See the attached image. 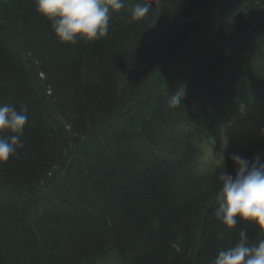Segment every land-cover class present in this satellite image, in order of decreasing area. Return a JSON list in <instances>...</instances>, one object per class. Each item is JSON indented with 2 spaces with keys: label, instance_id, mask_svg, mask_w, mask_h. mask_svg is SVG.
<instances>
[{
  "label": "trees",
  "instance_id": "trees-1",
  "mask_svg": "<svg viewBox=\"0 0 264 264\" xmlns=\"http://www.w3.org/2000/svg\"><path fill=\"white\" fill-rule=\"evenodd\" d=\"M136 3L151 4L141 19L131 18ZM124 4L106 37L70 44L34 0H0V103L28 108L24 147L0 162V264H210L241 230L250 243L264 238L239 217L231 229L214 217L217 177L235 174L229 157L255 155L232 152L201 173L198 138L169 130L196 112L211 119L245 77L264 81V0ZM191 45L199 46L191 70L164 79ZM181 87L182 103L170 108ZM139 89L150 94L151 113L128 106ZM69 140L77 149L65 163ZM62 163L67 178L59 171L38 196L65 187L70 196H56L70 209L33 205L27 194Z\"/></svg>",
  "mask_w": 264,
  "mask_h": 264
},
{
  "label": "clouds",
  "instance_id": "clouds-1",
  "mask_svg": "<svg viewBox=\"0 0 264 264\" xmlns=\"http://www.w3.org/2000/svg\"><path fill=\"white\" fill-rule=\"evenodd\" d=\"M34 4L37 13L50 21L58 41L70 44L106 37L111 14L125 7L124 0H34ZM150 8L149 3H136L131 8V18H143ZM185 95L181 87L170 95L168 106L178 107ZM27 113V106L17 110L11 104L0 103V162L18 155L24 147L21 137ZM229 159L235 165V174L222 171L217 177L220 186L214 194V217L229 229L239 217L264 230V161L259 154L248 160L233 153ZM210 264H264V238L250 243L246 231L241 230L238 242L219 250Z\"/></svg>",
  "mask_w": 264,
  "mask_h": 264
},
{
  "label": "bare ground",
  "instance_id": "bare-ground-1",
  "mask_svg": "<svg viewBox=\"0 0 264 264\" xmlns=\"http://www.w3.org/2000/svg\"><path fill=\"white\" fill-rule=\"evenodd\" d=\"M252 78V77H251ZM242 84L244 85L245 83L244 82H242ZM145 89H142V91H141V89H139V91H137L134 95H133V98L131 99V101L132 102H130V104L128 105V106H130L131 108H132V110H134V111H138L139 109H141V108H144L145 109V111H146V113H151L152 112V107H151V105H150V103L149 102H147V100L151 97L150 96V94L149 93H145V91H144ZM227 92V88H224L223 90H222V93L224 94V93H226ZM142 111H140V113H141ZM189 122H190V126H189ZM186 123H188V125L186 124ZM195 123L194 122H191L190 121V119L188 118V119H186V117H185V119H178V120H176L175 122H174V124L173 125H171L170 126V132L171 133H177L180 129L183 131V132H186L187 134H189V135H192V134H194L197 138H198V141H197V144H198V146H199V150L200 149H202V148H204L205 146H207V143H206V141L203 139V135H202V133H201V127L199 126V125H194ZM98 126H96V125H94V127H90V130L92 131V130H98V128H97ZM205 127H208V126H205ZM67 131V130H66ZM166 134H168L167 132H166ZM170 135V134H169ZM180 139H182V138H180ZM70 142H69V144H67V146L66 147H64V150H67V151H65L64 153V155H63V157H62V161H66L65 163H67V161H70V162H73L72 160H71V158H70V156H66L70 151H74V149H77V147H74V145H73V142H71V140H69ZM199 150H196V151H193L192 152V154H195V153H197ZM67 152V153H66ZM171 156H174L173 155V152H171V154H170V157ZM176 156V155H175ZM177 157V156H176ZM69 162V163H70ZM71 164V163H70ZM63 166H64V163H62V164H60V167H59V169L58 168H56V170H52V172H50L49 171V173L48 174H46L47 175V178L46 179H49V178H54L57 174H58V172L59 171H62V172H60V174H62V177L63 178H67V176L65 175V174H67L68 175V169H64V170H60L61 168H63ZM64 174V175H63ZM45 179V180H46ZM42 181H39L38 182V184H36L37 185V187H36V189H35V191L34 192H29L28 194H27V196L30 198V199H32L33 201V205H35V204H38V202H36V201H39L40 200V202H41V204L42 205H44L45 207H47L46 209L47 210H49V212H51V211H53V210H55V207L54 206H64V209H70L69 207H66V205L68 204V203H66V205H65V203H64V201H62V200H60L55 194L54 195H50V196H48V197H40V196H38V191H39V186H41L42 184ZM51 188V187H50ZM50 190V189H49ZM43 194V193H42ZM46 194V192L44 193V195ZM50 202H54L55 203V205H52V204H50Z\"/></svg>",
  "mask_w": 264,
  "mask_h": 264
},
{
  "label": "rangeland",
  "instance_id": "rangeland-1",
  "mask_svg": "<svg viewBox=\"0 0 264 264\" xmlns=\"http://www.w3.org/2000/svg\"><path fill=\"white\" fill-rule=\"evenodd\" d=\"M198 45H197V47H195V46H193L192 48L190 47V49H189V52H188V54L187 55H185V57L184 58H182V59H180L179 60V63L176 65V66H174V69H172L170 66L171 65H169V67L170 68H168L171 72H172V74H175V75H178V73L180 74L181 72H183L185 69H187L188 67V64H187V61L189 60V57L190 56H192L191 54H193V53H195V52H197L198 51ZM173 57H174V55H172ZM176 57V56H175ZM254 67V66H253ZM264 78V77H263ZM261 82H263V84H264V81L263 80H261ZM169 83H170V81H169ZM165 84H168V83H165ZM203 102H205V99H201ZM201 101V102H202ZM192 106H197V107H202V104H199L198 103V101L197 102H195V103H193V104H191ZM220 105V104H219ZM195 115L197 116L195 119H193L191 122H194L195 124L194 125H206V124H204V123H206V122H204L205 120H206V117H202L201 115H199L197 112L195 113ZM189 126H190V123H189ZM178 138V137H177ZM151 148V147H150ZM153 148V147H152ZM158 150V149H157ZM157 150H153L155 153H157ZM171 151V150H170ZM53 181V180H52ZM51 181V179H49V182H46V183H44V185L39 189V191H38V193L39 192H46V191H48L49 189H50V187L52 186L50 183L52 182ZM54 184V186H56V183H53ZM46 185H48V186H46ZM62 189H60V191H58L57 192V194L56 195H58L59 197H60V199H64L65 197H69L70 195L67 193V190H66V188L65 187H61ZM42 194V193H41ZM50 204H52V205H55V203L54 202H50ZM38 207H40V206H38Z\"/></svg>",
  "mask_w": 264,
  "mask_h": 264
}]
</instances>
